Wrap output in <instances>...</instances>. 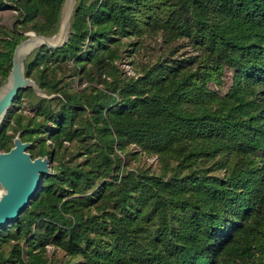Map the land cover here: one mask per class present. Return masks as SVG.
Wrapping results in <instances>:
<instances>
[{
	"label": "trees",
	"instance_id": "16d2710c",
	"mask_svg": "<svg viewBox=\"0 0 264 264\" xmlns=\"http://www.w3.org/2000/svg\"><path fill=\"white\" fill-rule=\"evenodd\" d=\"M63 2L0 0V84ZM25 74L43 95L18 89L0 150L19 132L52 172L0 225V264H264V0H75Z\"/></svg>",
	"mask_w": 264,
	"mask_h": 264
},
{
	"label": "water",
	"instance_id": "95a60500",
	"mask_svg": "<svg viewBox=\"0 0 264 264\" xmlns=\"http://www.w3.org/2000/svg\"><path fill=\"white\" fill-rule=\"evenodd\" d=\"M74 3L75 0H67L64 12L62 4L60 27L54 33L56 35L30 32L15 45L10 71L0 84V124L18 89L31 86L34 92L43 95L36 82L26 76L25 59L35 46L55 48L66 42ZM29 145L30 141H23L17 132L13 145L8 150L0 151V225L15 219L23 211L41 189L43 174L52 172L51 158L47 155L32 157L27 151Z\"/></svg>",
	"mask_w": 264,
	"mask_h": 264
},
{
	"label": "rangeland",
	"instance_id": "374dc122",
	"mask_svg": "<svg viewBox=\"0 0 264 264\" xmlns=\"http://www.w3.org/2000/svg\"><path fill=\"white\" fill-rule=\"evenodd\" d=\"M9 3V1H8ZM67 9V0H65V2L63 3V12ZM17 17V10L12 8V7H4V8H1L0 9V25L2 26H6V27H11L12 26V23L14 22V20L16 19ZM60 27V22H59V25H58V28ZM30 32H33L35 34H40V33H36L35 31H32V30H28V31H25V36H29L28 33ZM56 34H52V36H54ZM24 37V38H26ZM51 37V36H50ZM23 39V38H22ZM38 46H35V48L29 52L27 54V57L25 59V61L28 59V57H30V55L34 52V50L37 48ZM122 67L124 68L125 72L126 73H133L134 70H133V67L131 64L128 63V60L127 59H124L123 63H122ZM27 76V75H26ZM29 77V76H27ZM30 78V77H29ZM32 79V78H31ZM71 85H73L76 89H79L81 88L82 86L85 85V82H81L77 79L76 76H72L71 78ZM36 95L38 93L34 92ZM41 95V94H40ZM13 102V101H12ZM11 107V105H10ZM17 108H20V110L22 112H28L27 109H30L29 105L27 104V100L26 99H22L21 102L18 103V107ZM6 115V114H5ZM5 117V116H4ZM4 119V118H3ZM3 121V120H2ZM16 135V134H15ZM14 139V137H13ZM13 139H12V142H13ZM2 151V150H0ZM147 160L149 161H153L154 162V157H146ZM52 160V159H51ZM51 164H52V161H51ZM51 169H52V165H51ZM48 250L51 252L53 250V247L52 246H48Z\"/></svg>",
	"mask_w": 264,
	"mask_h": 264
}]
</instances>
